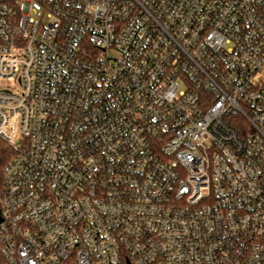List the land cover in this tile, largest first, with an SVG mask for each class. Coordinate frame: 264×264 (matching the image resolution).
Masks as SVG:
<instances>
[{"label":"built area","instance_id":"obj_1","mask_svg":"<svg viewBox=\"0 0 264 264\" xmlns=\"http://www.w3.org/2000/svg\"><path fill=\"white\" fill-rule=\"evenodd\" d=\"M0 137L8 264H264V0H0Z\"/></svg>","mask_w":264,"mask_h":264},{"label":"trees","instance_id":"obj_2","mask_svg":"<svg viewBox=\"0 0 264 264\" xmlns=\"http://www.w3.org/2000/svg\"><path fill=\"white\" fill-rule=\"evenodd\" d=\"M14 153V149L0 137V184L3 168L7 164V162L13 157ZM0 264H8L1 252V245Z\"/></svg>","mask_w":264,"mask_h":264},{"label":"rangeland","instance_id":"obj_3","mask_svg":"<svg viewBox=\"0 0 264 264\" xmlns=\"http://www.w3.org/2000/svg\"><path fill=\"white\" fill-rule=\"evenodd\" d=\"M37 5V4H36ZM38 7H40L39 5H37Z\"/></svg>","mask_w":264,"mask_h":264},{"label":"water","instance_id":"obj_4","mask_svg":"<svg viewBox=\"0 0 264 264\" xmlns=\"http://www.w3.org/2000/svg\"><path fill=\"white\" fill-rule=\"evenodd\" d=\"M0 221H1V219H0Z\"/></svg>","mask_w":264,"mask_h":264}]
</instances>
